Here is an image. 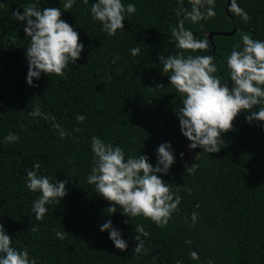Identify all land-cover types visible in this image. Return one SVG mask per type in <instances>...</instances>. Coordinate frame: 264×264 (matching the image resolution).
Listing matches in <instances>:
<instances>
[{"label": "trees", "instance_id": "obj_1", "mask_svg": "<svg viewBox=\"0 0 264 264\" xmlns=\"http://www.w3.org/2000/svg\"><path fill=\"white\" fill-rule=\"evenodd\" d=\"M227 1L215 0L213 18L184 21L198 39L209 40L216 32L215 52L209 40V51L184 55H212L215 75L231 88L226 58L234 45L243 47V34L264 41V0H234L250 19L245 22L230 10L238 28L230 36L220 33L234 28ZM32 2L0 0V224L12 237V246L27 250L36 264H264V122L248 123L249 113L241 110L234 129L222 133L220 152L198 147L191 157V141L182 134L176 112L182 96L161 70L160 55L179 51L171 29L184 19L183 11L177 16L181 3L191 10L189 0H122L125 6L134 4L136 11L125 13L124 29L114 36L92 19L96 0H74L71 10L63 9L66 0H40L41 8H61V18L79 33L84 49L64 77L42 73L34 79L35 87L27 83L26 22L13 16L17 9L23 14ZM136 47L141 51L133 56L130 50ZM36 107L42 115H29ZM80 114L83 122L76 119ZM55 124L68 135L61 138ZM10 133L19 139L5 143ZM93 136L120 146L126 158L147 155L153 166L158 146L171 144L175 162L167 174L158 175L181 202L167 225L143 216L130 219L119 207L114 215L106 213L110 202L87 181ZM36 163L41 165L38 175L50 182L68 181L67 195L60 203L47 204L42 220L32 211L41 193L26 186V172L35 171ZM193 163L196 170L189 174L186 165ZM108 220L121 230L127 250L116 248L109 231L100 230ZM136 224L149 234L141 236L145 250L139 254H134L139 243ZM192 251L199 259L191 258Z\"/></svg>", "mask_w": 264, "mask_h": 264}, {"label": "clouds", "instance_id": "obj_2", "mask_svg": "<svg viewBox=\"0 0 264 264\" xmlns=\"http://www.w3.org/2000/svg\"><path fill=\"white\" fill-rule=\"evenodd\" d=\"M87 4L88 0H84ZM191 10L177 11L180 16L184 12V19L171 29V39L177 50L171 55H160L162 72L167 74L176 91L182 96V105L176 109L182 134L191 141L190 147L202 148L207 153H218L224 143L222 133L234 129V120L241 112L246 110L248 123L253 121L264 122V41L253 39L248 34L241 36L240 44L233 46L227 59L229 77L232 87L222 83L220 77L215 75L218 68L213 62L212 55H184L185 51H209V40L198 39L191 30L185 28L184 21L190 20L198 23L201 20L213 18L215 0H189ZM74 0H66L64 10H71ZM4 5L0 3V7ZM230 10L240 15L247 22L250 17L234 2ZM136 7L129 3L126 6L122 0H96L91 5L92 19L103 25L102 30L109 36H114L117 30L124 29L125 13H135ZM17 21H25L24 32L30 37L26 48V57L29 64L27 83L33 87L34 79L41 74L50 76L55 74L64 77L65 69L69 63L75 64L80 58L84 45L80 42L79 33L68 22L61 18V8L40 7V0L24 8L23 14L17 9L13 12ZM135 56L140 53L139 47L130 50ZM115 63V60L113 61ZM156 87H163L157 85ZM257 106H260L257 110ZM29 115L41 116L39 107L34 108ZM45 119L49 117L45 116ZM77 121L83 122L85 116L80 114ZM54 127L59 131L61 138L68 133L58 124ZM19 138L10 133L5 137V143L17 141ZM91 149L94 153L91 173L87 177L89 184L95 186V192L110 202L106 208L108 215H114L117 209L130 219L143 216L157 225H167L171 214L178 210L181 202L165 184L159 173L167 174L175 162V155L171 144L161 143L157 150V163L155 166L149 162L147 155L125 156L120 146L106 143L98 136L91 138ZM183 157L184 153L180 154ZM197 165H186L189 174L195 172ZM35 171L27 170L26 186L32 192L41 195L33 203L32 211L36 220H42L47 212L46 205L57 202L67 195V180L50 182V178L38 175L41 168L39 163L34 165ZM199 205H197L198 207ZM197 214L192 213L195 222ZM128 223V221H125ZM0 224V264H36L35 259H29L27 250L16 249L12 246V237L6 234ZM100 230L109 231V238L115 247L127 250L128 243L122 238L121 230L116 228L111 220L102 223ZM55 235L64 239V233L54 230ZM139 233L135 240L139 241L134 248V254L145 250L144 240L141 236L149 234L143 225L136 224ZM193 260L199 259L198 253L192 251ZM179 264V262H178Z\"/></svg>", "mask_w": 264, "mask_h": 264}, {"label": "water", "instance_id": "obj_3", "mask_svg": "<svg viewBox=\"0 0 264 264\" xmlns=\"http://www.w3.org/2000/svg\"><path fill=\"white\" fill-rule=\"evenodd\" d=\"M233 0H228L227 1V3H226V7H225V9H226V12H227V14L232 18V20H233V22H234V18H233V16H232V14H231V12H230V4H231V2H232ZM237 25L235 24V22H234V28L231 30V31H228V32H220L221 34H223V35H233V34H235L236 32H237ZM214 34H216V32H211L210 34H209V40H210V42L212 43V45H213V53L215 52V49H216V46L214 45V42H213V35Z\"/></svg>", "mask_w": 264, "mask_h": 264}, {"label": "rangeland", "instance_id": "obj_4", "mask_svg": "<svg viewBox=\"0 0 264 264\" xmlns=\"http://www.w3.org/2000/svg\"><path fill=\"white\" fill-rule=\"evenodd\" d=\"M187 149H188V152H189V155L191 156V157H195L196 155H197V150H198V147L196 148V149H192L191 147H190V145H188L187 146Z\"/></svg>", "mask_w": 264, "mask_h": 264}]
</instances>
